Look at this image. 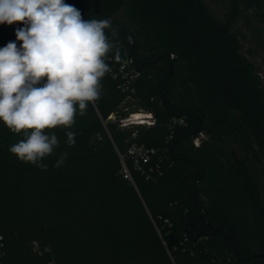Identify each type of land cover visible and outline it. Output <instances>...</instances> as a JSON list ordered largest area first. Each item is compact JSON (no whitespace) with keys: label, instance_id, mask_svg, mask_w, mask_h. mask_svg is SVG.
Listing matches in <instances>:
<instances>
[{"label":"trees","instance_id":"trees-1","mask_svg":"<svg viewBox=\"0 0 264 264\" xmlns=\"http://www.w3.org/2000/svg\"><path fill=\"white\" fill-rule=\"evenodd\" d=\"M64 2L111 20V70L71 129L48 130L47 170L0 123V264H264V0ZM16 29L0 42L19 48ZM138 112L156 124L122 126ZM136 141L155 151L144 172Z\"/></svg>","mask_w":264,"mask_h":264},{"label":"clouds","instance_id":"clouds-1","mask_svg":"<svg viewBox=\"0 0 264 264\" xmlns=\"http://www.w3.org/2000/svg\"><path fill=\"white\" fill-rule=\"evenodd\" d=\"M22 24L15 41L0 48V123L22 139L9 147L18 160L47 170L44 159L60 141L48 130L71 129L102 95V79L111 70L105 58L115 36L110 19L82 18L64 0H0V24ZM119 54L117 52V59ZM75 144L76 132H65ZM68 153H61L60 167Z\"/></svg>","mask_w":264,"mask_h":264},{"label":"built area","instance_id":"built-area-1","mask_svg":"<svg viewBox=\"0 0 264 264\" xmlns=\"http://www.w3.org/2000/svg\"><path fill=\"white\" fill-rule=\"evenodd\" d=\"M113 77L115 78V75H113ZM111 118H114V116L112 115L110 119ZM182 122L183 121H180V124H182ZM121 124L124 127L130 125L153 126L156 124V118L153 115V113H145V112L132 113L127 118L121 120ZM133 137L136 138L137 134L134 133ZM204 137L205 135L203 133H200V135L194 140L195 146H199L202 138ZM154 153H155L154 150L148 149L144 144L138 143L137 141L134 142L129 149V154L132 156L134 160L135 167L141 172L145 171L144 170L145 166L150 165L151 156ZM124 174H125V178L132 180V175L130 173V170L126 166L125 162H124Z\"/></svg>","mask_w":264,"mask_h":264},{"label":"rangeland","instance_id":"rangeland-1","mask_svg":"<svg viewBox=\"0 0 264 264\" xmlns=\"http://www.w3.org/2000/svg\"><path fill=\"white\" fill-rule=\"evenodd\" d=\"M14 26H15L16 28H20V27H21V24H19V23H15ZM11 41H14V38H13L12 35H9L8 37H6L4 40H2V41L0 42V48L6 46L7 43H8V42H11ZM118 83H119V82H118ZM124 112H125V110H124ZM115 116H116V118H117V116H118L117 113H116ZM115 116H114V118H111V120H115Z\"/></svg>","mask_w":264,"mask_h":264}]
</instances>
